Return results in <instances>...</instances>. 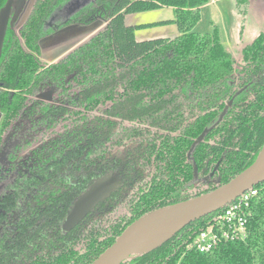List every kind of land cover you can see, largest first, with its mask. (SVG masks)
Returning <instances> with one entry per match:
<instances>
[{"label":"trees","instance_id":"16d2710c","mask_svg":"<svg viewBox=\"0 0 264 264\" xmlns=\"http://www.w3.org/2000/svg\"><path fill=\"white\" fill-rule=\"evenodd\" d=\"M70 1L34 0L3 40L0 264H91L142 215L227 183L264 146V33L238 64L216 30L194 31L210 0H92L45 28ZM249 1L235 0L240 13ZM160 7L174 9L178 35L138 41L125 17ZM97 18L98 32L55 62L40 61L41 40ZM45 91L52 102L39 98ZM109 173L118 175L117 189L63 233L74 200ZM254 188L244 240L188 249L219 210L122 264H264V182Z\"/></svg>","mask_w":264,"mask_h":264},{"label":"water","instance_id":"95a60500","mask_svg":"<svg viewBox=\"0 0 264 264\" xmlns=\"http://www.w3.org/2000/svg\"><path fill=\"white\" fill-rule=\"evenodd\" d=\"M91 1L71 0L65 7L66 17H71ZM13 3L14 0H8L5 7L0 10V55ZM23 3L24 0L18 2L16 13L19 12ZM52 20L48 25H51ZM51 95V92L42 94L40 98L50 101ZM231 102L224 108L216 122L205 129L193 143L191 151L223 119ZM262 182H264V146L255 161L227 183L200 196L142 215L131 223L91 264H122L130 258L150 252L167 242L186 226L219 211L245 191ZM119 183L120 179L115 173L95 180L74 200L69 214L62 223V230L68 231L78 225L100 202L117 189Z\"/></svg>","mask_w":264,"mask_h":264},{"label":"crops","instance_id":"0c3cea01","mask_svg":"<svg viewBox=\"0 0 264 264\" xmlns=\"http://www.w3.org/2000/svg\"><path fill=\"white\" fill-rule=\"evenodd\" d=\"M234 1V0H233ZM222 2L224 0H210L208 3L204 4L199 8V14L200 19L197 25L194 27V31L200 34H203L204 31H198L199 28L204 29L206 23V32L209 33L213 30L217 31L219 40L221 44L230 49L234 48L237 50V52H242V49L248 45V43H252L254 39L260 34L261 31H259V24L256 25L254 30L249 29V25L247 28H242L240 34V39H237V34L234 29L235 24L229 26L225 25V13L232 15L234 12V9L236 8L235 2L234 5H231V11L228 7V11L224 8L225 6H222ZM256 4V5H255ZM252 2V0L249 1V6L246 11V15L242 20L245 22V18L248 17V19L253 15V10L258 9L259 10V0L256 1V3ZM255 5V6H254ZM174 9L172 7H160L151 11H144V12H138L133 13L130 15H127L125 17V21L127 24L131 26H137L135 30V38L138 41H145V40H151V39H157V38H173L178 35V29L177 26L174 24ZM240 16H243L241 14ZM153 17V18H152ZM148 18V19H147ZM128 19H130V22L128 23ZM240 19V18H239ZM160 22H169L166 24H157ZM239 22V20H238ZM238 22L236 26L238 25ZM258 22V20H257ZM156 24V25H151ZM150 25V26H149ZM101 26L103 27L104 24L101 23ZM159 27L157 30L151 29V27ZM201 29V30H202ZM252 30V31H251ZM230 35L234 38V41L232 43V40H230ZM250 38V39H246ZM252 40V41H250ZM231 52V51H230ZM232 53V52H231ZM233 54V53H232ZM234 56V55H233ZM235 57V56H234ZM58 60V57L53 59L51 61L54 62ZM237 60V57L235 58Z\"/></svg>","mask_w":264,"mask_h":264},{"label":"rangeland","instance_id":"374dc122","mask_svg":"<svg viewBox=\"0 0 264 264\" xmlns=\"http://www.w3.org/2000/svg\"><path fill=\"white\" fill-rule=\"evenodd\" d=\"M33 1L34 0H26L25 1V4H24L23 8L21 9V11L17 17V22L14 26V28L16 30L25 21L26 16H27V14H28L31 6H32ZM256 1H258V0H252V2H254V4L256 3ZM234 2H235V0L234 1L233 0H224V2H222V6H225L224 8L227 11H228V7H229L230 11H231V5L233 6ZM246 11H247V9H246ZM246 11L243 12V16H240L242 14V12L240 13L236 7L234 9L235 13H233L232 15L229 14V11H228V14L225 13V25L227 24L229 26L230 25L232 26L233 23L235 24L234 29L236 31L238 40L240 39V34H241V31L243 30L242 28H247L248 25H249V29L254 30L255 29L254 27L259 24V31L262 30V32H260V34L264 33V0H259V10L258 9L253 10V12H252L253 15L249 19H248V17H246L245 22H244V20H242V19L246 15ZM59 12L60 11H57L55 13L54 18H53L54 21L51 24L52 26L64 21L65 18H64L63 14H65L66 11L64 13L61 12L63 14H61ZM238 20H239V22H238ZM257 20H258V22H257ZM129 22H130V19H128V23ZM237 22H238V25L236 26ZM101 23H102L101 19L97 18L87 25L77 27V28L63 29L53 36H47L46 38L41 40L39 43L40 48H41V52H40V56H39L40 61L43 62L44 64H50L51 61L53 59H55L60 52H62V50H67L70 47H74L76 45H79L82 42L86 41L88 38H90L93 34L98 32L102 28ZM206 23H208V22H203V24H205L204 29L199 28L198 31H204V33H205L206 32L205 29L207 27ZM157 28H159V27H156V26L151 27V29H153V30L154 29L157 30ZM246 39H250V38H246ZM230 40H232V43H233L234 38L231 35H230ZM250 41H252V40H250ZM250 44H251V42L248 43V45H250ZM233 47L234 48L230 49V51L235 56L234 58L237 57V60H236L237 63L241 64V58H242L241 52H237V50H235V46H233ZM53 98H54V96H53Z\"/></svg>","mask_w":264,"mask_h":264},{"label":"built area","instance_id":"2783aa9c","mask_svg":"<svg viewBox=\"0 0 264 264\" xmlns=\"http://www.w3.org/2000/svg\"><path fill=\"white\" fill-rule=\"evenodd\" d=\"M258 196V191L253 187L220 209L221 211L207 222L204 230L195 236L188 249L208 253L220 243L244 240L247 234L250 206Z\"/></svg>","mask_w":264,"mask_h":264},{"label":"flooded vegetation","instance_id":"af4514ba","mask_svg":"<svg viewBox=\"0 0 264 264\" xmlns=\"http://www.w3.org/2000/svg\"><path fill=\"white\" fill-rule=\"evenodd\" d=\"M25 1H26V0H24V3H23V5H22V7L20 8L19 12L16 13V6H17L18 2H19V3L21 2V0H14L13 6H12V9H11V13H10V17H9V22L16 24V22H17V17H18V15H19L21 9L23 8V6H24V4H25ZM16 2H17V3H16ZM68 3H69V2H68ZM68 3H67V4H68ZM67 4H65L64 6H62L61 8H59L58 10H56V12H57V11H60L59 13H61V12L64 13V12H65V7H66ZM29 11H30V10H29ZM56 12H55V13H56ZM28 13H29V12H28ZM55 13H54V14L49 18V20L46 22V24H45V28H50V27H52V25H48V23L50 22V20H52V19L54 18ZM59 13H58V14H59ZM63 13H61V14H63ZM27 15H28V14H27ZM63 15H64V18H65L64 21H66V20L68 19V18L66 17V12H65V14H63ZM63 15H62V16H63ZM26 17H27V16H26ZM69 18H70V17H69ZM53 21H54V19L51 21V24H52ZM9 22H8V23H9ZM54 35H55V34H54ZM52 36H53V35H52ZM56 61H57V60H56ZM54 62H55V61H54ZM52 63H53V62H52ZM50 64H51V63H50ZM50 92L52 93V95H51L52 98H51V100L48 101V102H52V100L54 99V98H53L54 94H53L52 91H45V92H42L41 94H39V98H40V96H41L42 94H44V93H45V94H49ZM44 101H45V100H44ZM109 174H111V173H109ZM115 174H116V173H115ZM106 175H108V174H106ZM104 176H105V175H104ZM104 176H102V177H104ZM117 176H118V175H117ZM11 178H12V176H11ZM11 178H10V179H11ZM100 178H101V177H100ZM98 179H99V178H98ZM96 180H97V179H96ZM94 181H95V180H94ZM94 181H93V182H94ZM93 182H92V183H93ZM6 183H7L6 181L0 183V194L4 191L5 186H6ZM92 183H91V184H92ZM91 184H90V185H91ZM90 185H89V186H90ZM89 186H88V187H89ZM86 189H87V188H86ZM86 189H85V190H86ZM85 190H84V191H85ZM84 191H83V192H84ZM83 192H82V193H83ZM71 208H72V206H71ZM71 208H70V210H71ZM70 210H69V212H70ZM69 212L67 213V215L69 214ZM67 215H66V216H67ZM66 216H65V218H66ZM65 218L63 219V221L65 220ZM41 221H43V219H42ZM63 221L61 222L60 230H61L63 233H67V232H69L71 229L68 230V231H63V230H62V223H63ZM7 222H13V224H15V221H12V220H9V221H7ZM4 224H5V222H3V225H4ZM38 225H39V224L37 223L36 226H38ZM10 230H12V227L10 228Z\"/></svg>","mask_w":264,"mask_h":264}]
</instances>
